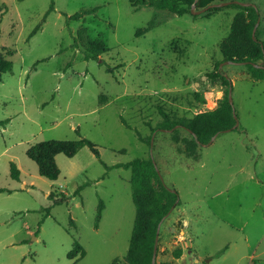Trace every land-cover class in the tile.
I'll return each mask as SVG.
<instances>
[{"label": "rangeland", "instance_id": "1", "mask_svg": "<svg viewBox=\"0 0 264 264\" xmlns=\"http://www.w3.org/2000/svg\"><path fill=\"white\" fill-rule=\"evenodd\" d=\"M240 2L258 10L264 42V0ZM203 8L178 15L134 10L129 0H0V54L13 65L0 82V121L8 119L0 124V187L10 190L0 193V264H111L125 256L135 217L130 170L108 169L84 146L55 156L60 174L51 181L26 155L36 142L79 136L96 144L107 166L152 157L177 191L179 203L160 225L157 264H264V80L222 61L219 45L237 9L195 12ZM81 28L107 46L101 63L84 59ZM218 63L231 80L240 128L187 156L169 131L152 128L160 109L192 117L215 108L225 91L212 75ZM150 134L152 145L142 140ZM10 162L25 188L10 177ZM51 191L67 201L54 204ZM183 217L197 262L173 256L187 242ZM75 242L84 255L68 258Z\"/></svg>", "mask_w": 264, "mask_h": 264}, {"label": "trees", "instance_id": "2", "mask_svg": "<svg viewBox=\"0 0 264 264\" xmlns=\"http://www.w3.org/2000/svg\"><path fill=\"white\" fill-rule=\"evenodd\" d=\"M194 1L197 7H207L210 4L231 1L228 5L209 7L205 12V15H208L212 11L215 12L225 7H234L237 9L232 18L230 32L219 45L222 61L243 63L251 78L264 80V42L258 38L257 28L255 31V38L252 37L253 28L260 16L254 5L250 3L248 5L234 3L233 1L236 0H129L134 10L147 5L157 9H165L178 15L192 12L191 5ZM97 8L98 7L80 9L74 14L67 16V21L78 20L86 14L96 11ZM52 9L53 3L45 13L43 20ZM152 27L153 21H150L149 24L142 29L143 33L147 32ZM38 29L39 25L31 34H34ZM76 39L79 40L84 47L83 57L85 60L95 59L100 63L102 62L99 55L108 51V48L101 40L91 39L86 34L84 28L78 31ZM8 54L11 53L8 52ZM219 63L212 75L225 85V91L222 99L215 108L198 112L192 117L169 115L160 109L162 120L158 126L152 128V132L159 129L169 131L173 141L183 143V152L187 156H195L197 149L207 144L212 136L221 132L240 128L239 125L235 126L236 117L228 100V88L232 86V83L231 80L226 78L224 73L219 70ZM12 66V61L0 54V82L3 79V74L12 71ZM7 122L8 119L1 120L0 124L4 125ZM181 129L186 130L188 136H180ZM142 140L150 145L151 134L147 139ZM84 146H87L108 169L112 167H123L130 170L129 182L132 200L135 206L132 232L125 256L121 260L114 259L111 264H151L158 224L167 217L172 209L179 203L177 191L164 183L152 157L134 158L126 163H117L112 166H107L100 159L96 144L81 136L71 140L50 139L36 142L27 148L26 155L36 163L40 176L55 181L60 174L55 156L61 153L66 157H73ZM9 170L10 177L14 180H19L20 170L14 162H10ZM6 191L10 192V190L0 187V193ZM48 197L54 204L65 202L68 199L65 194L56 197L54 191H51ZM102 207L103 204L100 203L97 220L101 217L100 212ZM48 214L49 207L46 208V213L43 218L48 216ZM43 218L40 223L43 221ZM95 226H97V221ZM181 254V248H177L173 251V256L175 258H179ZM83 255L84 250L78 242L74 243V247L67 254L68 258H75L76 256L82 257ZM72 264H75V262ZM154 264L157 263L155 262Z\"/></svg>", "mask_w": 264, "mask_h": 264}, {"label": "water", "instance_id": "3", "mask_svg": "<svg viewBox=\"0 0 264 264\" xmlns=\"http://www.w3.org/2000/svg\"><path fill=\"white\" fill-rule=\"evenodd\" d=\"M234 3H237V4H241V5H248L249 3H246V2H240V1H238V0H236V1H233ZM231 3V1H223V2H220V3H214V4H210L209 6H207V7H205V8H203V9H200V10H197V11H195L196 13H201V12H203V11H205L206 9H208L209 7H212V6H217V5H219V6H224V5H228V4H230ZM194 6H195V1L192 3V5H191V11L192 12H194ZM258 22H259V20H258ZM258 22L255 24V26H254V28H253V31H252V37L253 38H255V31H256V28H257V25H258ZM235 63V62H233V61H224V63ZM243 64V63H242ZM258 66H261V65H258ZM228 100H229V103H230V105L232 106V108H233V101H232V86H230L229 88H228ZM233 113H234V109H233ZM238 125V121H237V119H236V123H235V126H237ZM215 136L216 135H214V136H212V138L210 139V141L207 143V144H205V145H208V144H210L212 141H213V139L215 138ZM150 145H152V138H151V144ZM159 172V171H158ZM162 222V221H161ZM161 222L158 224V227H157V234H156V237H155V242H154V248H153V255H152V261H151V264H154L155 263V259H156V251H157V244H158V238H159V231H160V225H161Z\"/></svg>", "mask_w": 264, "mask_h": 264}, {"label": "crops", "instance_id": "4", "mask_svg": "<svg viewBox=\"0 0 264 264\" xmlns=\"http://www.w3.org/2000/svg\"><path fill=\"white\" fill-rule=\"evenodd\" d=\"M15 181H19L22 184V187L25 188L26 183L24 182V180L21 179V175L19 176V180H15ZM176 215H178V214H176ZM183 223L185 224L186 227L184 229V232H183L182 237H183V239H187V242L184 244L185 246L184 245L181 246L182 247L181 249L187 250V254L185 255V252H183L182 255L179 258H176L175 260L176 261H179V262H185V260H183V259L186 256V258L188 260H190V262H192V261H196L197 262V259H195L196 253L192 249L190 239L187 238V228L189 226L188 219L187 218H184ZM170 230L171 231H174V227L171 226ZM157 263H159V262H157Z\"/></svg>", "mask_w": 264, "mask_h": 264}]
</instances>
